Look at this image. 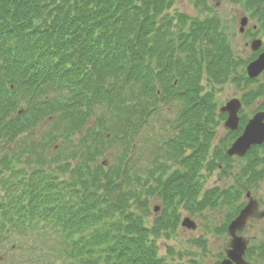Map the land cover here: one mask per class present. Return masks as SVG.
I'll return each mask as SVG.
<instances>
[{
    "label": "trees",
    "instance_id": "1",
    "mask_svg": "<svg viewBox=\"0 0 264 264\" xmlns=\"http://www.w3.org/2000/svg\"><path fill=\"white\" fill-rule=\"evenodd\" d=\"M174 1L0 0V259L6 244L36 236L56 249L26 244L35 256L24 264H167L150 238L178 226L179 204L196 214L234 203L225 233L243 192L259 184L256 146L238 188L198 198L216 109L203 72L221 84L251 60L235 59L216 17H187L188 30L173 32L159 16ZM232 1L264 33V0ZM262 95L264 83L243 100ZM177 103L173 133L140 166L133 140L161 104ZM151 199L161 212L149 226ZM246 257L262 262L264 241Z\"/></svg>",
    "mask_w": 264,
    "mask_h": 264
},
{
    "label": "rangeland",
    "instance_id": "2",
    "mask_svg": "<svg viewBox=\"0 0 264 264\" xmlns=\"http://www.w3.org/2000/svg\"><path fill=\"white\" fill-rule=\"evenodd\" d=\"M245 16H247L250 21L246 29L241 32L240 21L242 18H245ZM250 16L251 14L244 10L243 5L237 4L232 0H175L173 4L159 16V19L162 21L164 17H166L171 23L172 31L177 33L180 29L188 30L192 19L199 18L201 20H206L216 17L218 20L216 28L227 37V42L231 47L232 53H234L236 57L235 59H242L246 62L257 59L260 51L264 50V43L259 49L260 51H255L252 48L254 39L260 38L264 42V33L257 29H251V31L247 32L248 29L255 25V21L252 20ZM187 17L191 20L189 19V21L186 19ZM249 63L250 62H248V64ZM247 65H240L236 69H232L231 71L233 74L230 75V78L226 82L221 84L214 83V80L210 79L207 72H203V93L213 94L216 109L213 121L209 123V128L214 129V136L207 150L203 168L200 171L199 183L201 192L198 196L199 199H201L207 191L214 190L215 188L230 191H234L238 188L239 181L242 179L240 171L247 162L248 155L251 154H248L244 158L229 157L231 162L227 161L225 158L222 159L223 156L218 158L219 151H224L226 153L231 143L241 134L243 126L245 125L244 122H247L258 110H262L264 95L258 98L256 96L253 99L250 98L248 103H245L243 97L247 92L258 88L264 83V74L256 79L250 78V80L254 81L248 84L245 82H236L238 74L244 75L245 73L247 75ZM233 98H239L243 102V108L240 111L241 127L238 131H234V133L224 126L227 115L219 112V109ZM171 106L172 107H168L166 104H161L159 106L161 107L160 112L152 115L154 119L151 121V124L149 126H143L139 131V133H141V138L137 135L136 139L133 140L137 142L138 147L133 158L135 162H141L139 164L140 166L149 164L147 161H149L150 152H155L158 142L173 133V124L178 120L180 105L177 103ZM231 133L235 136L233 140H231ZM12 146L14 147V145ZM225 146L227 147L225 148ZM116 149V152L119 153L122 148L118 145ZM217 149H219L218 152L216 151ZM257 151L264 153V144L253 152L255 153ZM109 157L110 156L107 158ZM113 159H115V155L110 159V162ZM115 163H118V161L115 160ZM168 164L171 165V170L176 167L174 164L172 165L171 162ZM20 166L23 167V164L19 165L18 168ZM259 167L260 169L263 168L262 165ZM258 183L257 186L249 190L254 198L261 201L264 199V176ZM238 190L239 189H237V191ZM247 192L248 190L243 192L242 198L238 200L239 202L236 204L237 208L247 203ZM221 201H223V199H221ZM150 203L153 214L149 217L148 225L152 226L155 224L156 216L161 212V210H159L156 213L154 208L160 206L161 203L156 199H151ZM185 204L186 202H182L177 206L180 219L176 228L172 225L170 228L165 226L158 236H151L150 239L155 240L154 242L157 245L159 256L163 258L167 264H216L220 262L222 252L225 253L230 237L227 230L225 233H222V229L225 225L224 223L227 222L228 212L232 206L234 207V203L231 204V206L226 203L225 205L221 204L219 210H217V208L211 209L207 207L202 212L196 214L190 213L186 206H184ZM260 210L264 211V203L262 204V202ZM185 218H190L195 223L196 228L190 229L184 227L182 221ZM242 234L250 239V245H260L264 241V218L250 222L248 230ZM18 239L21 240V237ZM27 240L28 243L26 242L18 248L15 246L13 250L10 244H6L5 248L1 249L2 255L0 264H12V261L17 260L18 264L21 262V264H24L23 257H28L30 255L29 258H32L35 256L34 252L28 251L29 246L33 243H35L37 248L43 246L45 249H56L55 239H45L44 237V240L39 242V238L35 236L34 240ZM26 244L29 246L27 247ZM47 254H50V252H47ZM48 256H51V254ZM252 264H264V260L260 262L255 257L253 258Z\"/></svg>",
    "mask_w": 264,
    "mask_h": 264
},
{
    "label": "water",
    "instance_id": "3",
    "mask_svg": "<svg viewBox=\"0 0 264 264\" xmlns=\"http://www.w3.org/2000/svg\"><path fill=\"white\" fill-rule=\"evenodd\" d=\"M248 24V18L241 19V31L245 30ZM262 46V40L256 39L252 42L253 50H258ZM264 71V52L257 59L247 66V73L250 78L260 76ZM242 108V102L239 98L229 100L221 107V112H227L228 118L225 121V127L235 131L240 125L239 112ZM264 143V110L256 113L246 124L243 133L233 142L227 153L230 157H244L253 146ZM248 204L240 211L239 215L230 223L228 232L230 234L227 258L221 264H250L245 260V253L249 240L239 235V231H244L250 219L264 217V211H259V202L248 192ZM182 225L186 228L195 229L196 225L190 218H185Z\"/></svg>",
    "mask_w": 264,
    "mask_h": 264
},
{
    "label": "flooded vegetation",
    "instance_id": "4",
    "mask_svg": "<svg viewBox=\"0 0 264 264\" xmlns=\"http://www.w3.org/2000/svg\"><path fill=\"white\" fill-rule=\"evenodd\" d=\"M154 209H156V210H160V208H156V207H155Z\"/></svg>",
    "mask_w": 264,
    "mask_h": 264
}]
</instances>
